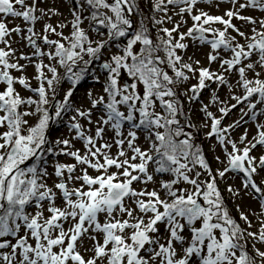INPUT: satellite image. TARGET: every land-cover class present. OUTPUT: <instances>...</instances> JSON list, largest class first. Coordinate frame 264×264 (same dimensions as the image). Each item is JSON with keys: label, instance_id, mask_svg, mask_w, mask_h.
I'll return each mask as SVG.
<instances>
[{"label": "snow or ice", "instance_id": "snow-or-ice-1", "mask_svg": "<svg viewBox=\"0 0 264 264\" xmlns=\"http://www.w3.org/2000/svg\"><path fill=\"white\" fill-rule=\"evenodd\" d=\"M0 264H264V0H0Z\"/></svg>", "mask_w": 264, "mask_h": 264}, {"label": "rangeland", "instance_id": "rangeland-1", "mask_svg": "<svg viewBox=\"0 0 264 264\" xmlns=\"http://www.w3.org/2000/svg\"><path fill=\"white\" fill-rule=\"evenodd\" d=\"M61 9V11H64L65 14L67 15V10H66V6L61 2L59 5H58ZM202 7H204V5H201ZM228 5H221V8L219 11H216L215 9H209L213 14H216V15H222L223 14V11L225 8H227ZM246 15L248 14H253V15H259V13H245ZM17 23H19V21H17ZM233 23H235L238 27L241 25L242 22L238 21V20H234ZM67 31V30H65ZM25 51H27V49H25ZM207 51V49H203L201 51H197L196 49H192L190 48L189 49V55L193 54V52L196 53L197 55V58H202L203 56V52ZM35 73V69L33 67H29L27 69V72L26 74L31 77L33 76ZM195 81H193L194 83ZM33 85H35V81H32ZM64 87L66 88L67 87V84L64 85ZM89 88H92L94 90V92H98L100 91V85L99 84H96L91 78L87 79L82 86H80L78 88V90L74 93V102L76 103L77 106H80V105H84V106H87L88 105V102H87V98H86V92L88 91ZM23 95L27 96V95H30V93L28 92H23L22 93ZM60 99L63 98V93L60 94ZM202 98L204 99V102H207V99H208V93L207 91H205L204 93H202ZM222 98H223V94H222ZM196 111V109L194 108V112ZM236 119V116L230 114L229 118H226L225 120V123H231L232 120ZM65 120H67V116L65 117ZM250 134L252 132H254V128H250ZM67 128L64 124H60L58 125V130H56L55 132H53V139H55L56 137H62L64 135L67 134ZM243 132V128H240L238 129L233 135L234 137H239V135ZM141 142H142V138H141ZM204 143V146H205V150L207 152V156H208V159L210 161V163L212 164V167L215 169L217 167H223V165H219L216 163V161L213 159V153L212 152H209L207 151L208 149V142L206 141H201ZM214 143V141H213ZM77 147H80L79 144H77ZM115 151V149L113 150ZM216 154H220L219 152V148L217 147V152ZM259 154V153H257ZM223 158V157H222ZM227 184H232L233 187H236V188H239L240 186V180L239 178H236V179H232L231 178V174H229L228 177H226L225 181H222L220 182V187L221 189H225ZM225 197H227V192L224 193ZM241 195L243 196V199H237L236 200V203L237 204H240L241 205V210H248L249 208L251 209H256L258 208V204L256 201H254L250 195H245L244 193H241ZM228 204H229V207L230 209H232V213H234L235 215H238L236 212H235V206L234 204L231 202V201H228Z\"/></svg>", "mask_w": 264, "mask_h": 264}, {"label": "trees", "instance_id": "trees-1", "mask_svg": "<svg viewBox=\"0 0 264 264\" xmlns=\"http://www.w3.org/2000/svg\"><path fill=\"white\" fill-rule=\"evenodd\" d=\"M234 215V214H233Z\"/></svg>", "mask_w": 264, "mask_h": 264}]
</instances>
